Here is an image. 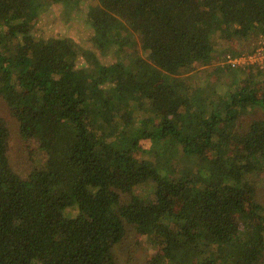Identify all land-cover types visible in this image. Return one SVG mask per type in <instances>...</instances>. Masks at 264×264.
<instances>
[{
	"label": "trees",
	"instance_id": "obj_1",
	"mask_svg": "<svg viewBox=\"0 0 264 264\" xmlns=\"http://www.w3.org/2000/svg\"><path fill=\"white\" fill-rule=\"evenodd\" d=\"M44 1L0 0V103L9 115L0 113V264H118L113 247L128 226L158 248L152 264H264V205L252 183L264 175V118L236 129L252 106L264 111V64L238 68L263 79L236 83L203 109L182 79L212 60L217 36L264 37V0H95L90 41L100 53L115 46L108 65L64 37L37 42L30 27ZM138 102L159 126L123 148L132 119L124 109ZM13 122L46 157L25 175L8 158ZM144 138L157 165L131 156ZM165 141L172 148L157 152Z\"/></svg>",
	"mask_w": 264,
	"mask_h": 264
},
{
	"label": "rangeland",
	"instance_id": "obj_2",
	"mask_svg": "<svg viewBox=\"0 0 264 264\" xmlns=\"http://www.w3.org/2000/svg\"><path fill=\"white\" fill-rule=\"evenodd\" d=\"M95 0H76L71 6H66L63 0H55L51 2L44 1L46 4L41 6L36 20L32 23L30 30L33 32L36 41H43L48 37H64L69 44L79 49H88L96 53L97 65H108L116 60V55L113 53V46L108 52L100 53L96 51L90 41L93 33L91 20L87 12L94 4ZM261 35L252 34L250 37L242 40L217 36L214 40V51L212 60L206 64L196 63L193 70L182 75V79L189 87V93L193 94L198 90V99L196 106L199 109L206 107L205 100L214 98L219 94H228L230 90L238 86H250L261 81L263 78L255 74L256 68H249L245 71L237 69L230 70L221 63V56L225 53L247 52L257 42V38ZM137 47L139 44L137 42ZM141 56L146 59L147 52H141ZM84 58L78 55L76 68L79 72L84 71ZM248 68V67H247ZM251 74V76H250ZM250 77V78H249ZM249 78V80H248ZM248 80V81H247ZM204 99V102L201 101ZM124 111L131 114V121L124 130L121 147L127 148L131 144V140L137 136L143 129H147L149 125L155 129L159 126V118L154 117L148 109V105L144 102H138L134 105L125 107ZM0 113L8 120L9 115L6 108L0 103ZM264 118V111L257 106H252L248 112L239 115L237 119V131H246L249 124L254 119ZM149 120V121H146ZM123 127L109 129V136L122 130ZM233 147L237 151L240 145L237 139H233ZM171 144L168 141L163 142L162 147L157 152H165L170 150ZM137 164L142 162L150 165H157L156 156L151 147V142L147 139H141L137 147L131 152ZM8 158L10 166L19 175H25L34 168H40L44 165L45 154L38 150L32 143L23 140L15 129V123L12 124L10 133ZM182 164L186 167L193 166L196 159L182 160ZM252 183L255 184V200L264 205V175L260 176ZM76 208H67V215H75ZM167 226H170L168 223ZM158 248L155 245H150L148 241L134 232L132 228L127 227L124 237L113 247V253L118 264H152V261L158 258ZM213 264L220 263L219 260L211 262Z\"/></svg>",
	"mask_w": 264,
	"mask_h": 264
},
{
	"label": "built area",
	"instance_id": "obj_3",
	"mask_svg": "<svg viewBox=\"0 0 264 264\" xmlns=\"http://www.w3.org/2000/svg\"><path fill=\"white\" fill-rule=\"evenodd\" d=\"M250 52L243 51L239 55L226 53L221 56V63L230 69L247 68L264 64V37L260 36Z\"/></svg>",
	"mask_w": 264,
	"mask_h": 264
}]
</instances>
